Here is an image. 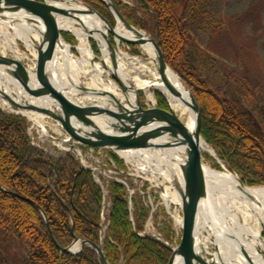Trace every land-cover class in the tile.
I'll use <instances>...</instances> for the list:
<instances>
[{"label": "trees", "instance_id": "obj_1", "mask_svg": "<svg viewBox=\"0 0 264 264\" xmlns=\"http://www.w3.org/2000/svg\"><path fill=\"white\" fill-rule=\"evenodd\" d=\"M82 1L100 10L113 26L116 24L100 0ZM132 1L136 7L119 0L116 4L132 25L155 36L158 28V43L165 61L191 86L201 106L205 141L245 184L264 185V117L258 118L254 113L259 102L245 90L246 83H239L238 79L230 92L213 88L214 82L205 77L213 58L205 48L197 46L190 29L199 0ZM62 35L70 44L75 43L71 33ZM92 46L99 55L94 41ZM164 104L161 102V106ZM29 126L25 116L0 107V184L4 188L0 189V264H101L90 246L77 253H63L50 230L62 247H68L75 237L101 245L109 264H168L172 254L169 244L140 233L150 209L134 196L129 197L126 186L115 179L109 186V227L102 237L103 190L93 172L71 152L57 158L34 145ZM211 160L218 167L215 159ZM41 209L48 217L50 230ZM164 219L160 231L171 241L175 235L172 220L167 214ZM17 243H22L25 250L18 261L6 255L7 247Z\"/></svg>", "mask_w": 264, "mask_h": 264}, {"label": "bare ground", "instance_id": "obj_2", "mask_svg": "<svg viewBox=\"0 0 264 264\" xmlns=\"http://www.w3.org/2000/svg\"><path fill=\"white\" fill-rule=\"evenodd\" d=\"M49 4L58 11L56 17L59 28L74 31L81 41L78 46L80 57H75L72 48L68 44L63 43L57 59L47 69L51 81L63 89L70 97L93 110L97 114L100 128L105 133L114 134L116 129L113 124L117 123L129 134H133L136 125V115L127 112L126 108L136 106L137 98L135 87L132 86L130 76L126 71L124 59L130 54L122 50L118 52L116 47L113 51L109 47L107 27L85 5L64 0L50 1ZM29 19L36 20L35 22L37 23H32ZM41 26V20L35 15H31L28 11L16 8L0 9V27L15 29L17 39L24 41L28 48L35 50L33 55H36V49L32 38L38 44L41 43V35L39 33ZM116 31L120 36L127 39L138 38L124 28L122 24H118ZM25 32H28V34ZM3 35L9 41V44H12L13 41L9 34L3 32ZM91 36L99 43L106 68H102L101 64L96 62L95 54L87 45V39ZM116 41L120 45L121 41L118 37ZM17 43L15 42V45ZM141 47L156 64L155 76L157 85L168 94L170 101L172 100L173 102L171 104L174 110L177 112L179 109L183 110V114L187 116V119L185 120L180 115L181 118L189 128L195 130L198 121L197 111L190 103V95L183 81L172 68L165 70L164 76L166 80L178 91L181 97L186 98L184 101L172 97L161 80L153 44L145 43ZM8 49L5 50L9 51L10 49ZM18 57V60L24 61L23 58ZM114 58L116 62H113ZM93 60L95 61L94 63ZM85 66L92 67L93 72L96 73L95 81L97 77H104V73H107L106 76L113 72L117 74L126 85L125 97L120 92L122 90L120 85L115 82L109 83V85L107 83L99 84L94 82L92 87L84 89L80 77L85 71ZM142 66L148 68L144 63ZM18 68L27 78H32L33 82L31 85L34 87L36 81L33 77L37 71L35 66L21 64L18 65ZM10 82V79L0 70V89L4 88L11 93ZM121 107L123 109L120 110L119 108ZM78 124L83 127L80 122ZM120 154L128 163L133 164L137 171H148L149 169L152 176H154L155 183L164 186L165 191L162 194L164 199H175L179 205L181 199L177 192L175 190L174 192L171 186L164 185L159 178L162 177L169 182L176 180L184 190L185 188H191L190 182L196 175L190 161L178 151L160 155L150 154L145 157L146 159L126 151H120ZM249 195L259 201L260 207L258 211L249 204L246 197ZM201 216L202 218L198 220L194 233V262L197 264L204 262L205 258L201 253L202 245L206 246L209 242L216 245L217 253L213 256V260L203 264H264V251L261 249L264 248V238H262L264 235V186L252 187L247 192L236 178L220 172L214 178L210 199ZM209 228L212 232H210ZM206 231L209 234L208 236L204 233ZM173 264H177V262L174 261Z\"/></svg>", "mask_w": 264, "mask_h": 264}, {"label": "water", "instance_id": "obj_3", "mask_svg": "<svg viewBox=\"0 0 264 264\" xmlns=\"http://www.w3.org/2000/svg\"><path fill=\"white\" fill-rule=\"evenodd\" d=\"M50 1L54 0H0V9L16 8L25 10L31 15L38 17L42 23L39 29L41 43L38 44L37 41L32 38L34 48L37 51L36 56H31L30 59H24L22 62L17 59V56L10 54L0 47V70L10 79V84L14 88V90L11 91L12 94L7 92L4 88H1L0 97L26 113H33L43 120L55 122L60 125L69 138L75 142L73 145L74 148L80 145L94 150H111L118 154H120V151H126L133 155L141 156L143 159H146L145 157L150 154H168L173 151H178L183 154L190 161L196 175L190 182V189L185 188L183 190L182 186L176 180L170 181L181 199L179 206L182 210V218L178 222L174 243L169 245L172 254L168 264H173L174 261H176L177 264H197L193 259L194 233L198 220L202 218V211L210 199L214 178L221 172L236 178L242 188L247 192L252 186L245 184L241 177L230 168H226L223 172L217 170L213 166L211 157H215V154L202 136V109L194 94L189 89V86L184 82L190 95V103L197 111L198 121L195 130L187 126L179 113L174 110L172 106L168 109L157 106H143L139 89L135 88L137 104L136 106L126 108L127 112L136 115V125L133 134H129L117 123H111L116 129L114 134L105 133L100 128L97 114L83 103L66 94V92L56 86L49 77L50 75L47 70L48 66L57 59L63 46V28H59L56 17L58 11L49 4ZM64 1L85 5V7L93 11L104 22L109 34L111 33L114 38L118 37L123 43L140 46L145 43H152L159 64L161 80L166 89H168L172 97L181 99L182 101L186 100V98L180 96L178 91L164 76L165 70L170 67L165 61L163 50L158 43V28L156 36L139 30L128 22L113 0H101L116 16L117 25L122 24L124 28L138 37L137 39H127L118 34L116 31L118 26L113 27L99 11L86 2L82 0ZM29 21L37 23L35 22L36 20L29 19ZM109 34L107 37L108 45L114 51L115 46L109 38ZM69 46L72 50H77L75 46ZM94 62L93 60V63ZM101 62L103 67L106 68L105 61L101 59ZM113 62H116L115 58ZM21 64L26 66L30 64L37 69L33 77L36 81L34 87L31 85L33 82L32 78H27L23 72H20L18 65ZM109 75L110 76H106L104 74V78L109 83L114 81L117 82L122 89L121 91L125 94L126 85L120 77L114 72ZM87 87L88 86H84V89H87ZM119 109L121 110L123 108L121 107ZM79 122L83 124V127L79 126ZM160 188L164 192V187L162 185H160ZM0 189L4 190L1 184ZM246 197L249 204L258 211L260 207L259 201L250 195ZM25 199L32 202L28 198ZM32 203L37 206L34 202ZM41 214L50 230L48 217L42 209ZM72 232H74V228H72ZM50 234L56 246L63 253H76L84 246H90L97 252L101 264H109L101 245L88 239L75 237L71 245L62 247L55 241L51 230ZM163 243L165 242L163 241ZM206 262L208 261L204 260V262L200 263L203 264Z\"/></svg>", "mask_w": 264, "mask_h": 264}, {"label": "rangeland", "instance_id": "obj_4", "mask_svg": "<svg viewBox=\"0 0 264 264\" xmlns=\"http://www.w3.org/2000/svg\"><path fill=\"white\" fill-rule=\"evenodd\" d=\"M119 1H122L124 5L136 7V3L132 0ZM113 2L116 4V0H113ZM101 3L109 8L104 2L101 1ZM96 10L100 12V10ZM109 11L115 18L116 24L113 26L109 21L108 22L113 27L118 26L116 16L110 8ZM195 14L196 20L190 25V29L194 35L195 43L198 44L197 46H201L203 49L205 48L206 52L213 58L210 65L207 66V71L204 72L205 77L210 78L214 82L211 83V86L213 88H219L222 91L228 90L233 92L231 87L235 85L236 79H238L239 83H246L247 88H245V90L251 92L259 102L257 110L254 111L255 115H257L258 118L264 117V0H199ZM136 28L155 36L154 33H149L142 28ZM3 32L9 34L13 41L12 44H9V41L5 38ZM64 32L72 34L75 40V43L72 45L78 48L81 41L74 31L67 30ZM25 33L28 34V32ZM109 36L113 44L115 43L118 52L122 50L130 54V56L124 58L125 68L130 76L132 86L139 89L143 106L170 108L172 106V100L170 101L168 94L157 85L155 76V69L157 68L154 60H152L140 45L122 42L119 45L117 44L116 38H114L111 33ZM93 41L97 44L99 50V55H96L95 60L97 63L101 64L102 68H104L101 62V59H103L102 52L100 51L97 40L89 37L87 39V45L90 48H93ZM15 42H18L17 45H15ZM9 45H11V47H9ZM0 46L5 49L9 48L10 50L8 49V52L25 60L29 59L25 54L31 57L35 51L33 48H28L24 41H21L20 39L18 40L15 29L11 27H0ZM73 55L75 57H80L81 54L79 50H73ZM143 63L147 65L148 68H144L142 66ZM202 64H204V62ZM169 67L172 68L170 65ZM84 70L85 71L80 77V81L84 86L92 87L94 82L99 84L107 83L109 85V82L101 76V78L97 77L95 81L94 78L96 73L93 72L92 67L85 66ZM173 70L181 80L189 86V89L194 94L191 86L185 82L175 69ZM104 74L107 75V73ZM215 83H217L218 86ZM120 92L125 97V94L122 91ZM236 95L239 96L240 93L238 92ZM244 96H246L245 93ZM161 102H164L166 106H161ZM8 103L9 105L0 99V107L2 109H5L7 112L22 115L19 113L17 107L13 106L10 102ZM178 113L183 116L185 120L187 119V116L183 114L182 109H179ZM256 121H258V119H256ZM39 124H43L46 131L42 130V128L39 127ZM39 124L30 123L28 128L29 136L34 145L44 149L50 156L57 158L63 156L65 153L71 152L85 168L91 169L95 181L100 184L103 190L100 230L102 237L105 235L109 227V216L112 207L109 186L110 181L115 179L126 186L129 197L134 196L136 201H140L142 205L150 209V215L145 223L144 229L140 233L144 235H153L160 241H164L166 245H172L174 243L178 228L177 221L182 218V210L175 199H164L160 188L154 183V176H152L149 169L148 171H137L133 164L128 163L124 157L111 150H99L93 152L91 150H86L85 147L80 145H77L75 150H71L70 147L75 144V142L68 140V136L62 127L59 125V127H57L54 124L45 123L44 121H40ZM49 135L53 136L54 139L57 137L65 139L66 142L61 145L56 142L57 140L54 141L50 139L48 137ZM211 150L216 156L214 158L215 161L218 163V167L215 166V168L224 172L225 169L229 167L219 159L213 148H211ZM111 152L115 153L117 157L112 155ZM159 180L164 185H169L168 181L164 180L162 177H160ZM150 181H152V183H149ZM257 186L261 187L264 185H254L252 187ZM30 200L34 202L32 199ZM130 206H132L133 210V205ZM166 214L172 220L173 229L175 231V235L171 241L167 240L160 231V228L164 226V217ZM254 223L257 226L255 221ZM210 232H212V230H210ZM204 233L206 236L209 235L207 231ZM261 249L264 251V248ZM7 250L8 252H6V255L8 254L11 260L16 261H18L25 252L22 243L10 245L7 247ZM201 253L206 261L209 262L210 260H213V256L217 253L216 245L209 242L206 246L202 245Z\"/></svg>", "mask_w": 264, "mask_h": 264}]
</instances>
